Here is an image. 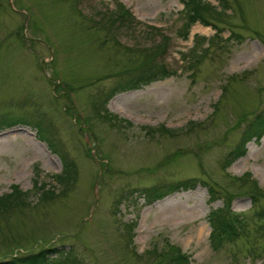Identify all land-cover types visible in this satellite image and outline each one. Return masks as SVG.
Masks as SVG:
<instances>
[{
  "label": "rangeland",
  "instance_id": "rangeland-1",
  "mask_svg": "<svg viewBox=\"0 0 264 264\" xmlns=\"http://www.w3.org/2000/svg\"><path fill=\"white\" fill-rule=\"evenodd\" d=\"M205 1L213 23L183 37V0H0V116L26 122L0 130V196L17 186L25 201L0 211V260L57 247L84 264H164L172 245L190 264H264V135L224 165L264 108V0ZM118 3L130 27L105 21ZM162 34L173 74L104 103ZM162 124L185 128H142ZM186 178L216 199L202 183L142 194ZM227 197L245 228L214 250L208 214Z\"/></svg>",
  "mask_w": 264,
  "mask_h": 264
},
{
  "label": "trees",
  "instance_id": "trees-1",
  "mask_svg": "<svg viewBox=\"0 0 264 264\" xmlns=\"http://www.w3.org/2000/svg\"><path fill=\"white\" fill-rule=\"evenodd\" d=\"M213 6H210L205 0H183V9L185 12V21L183 22L180 30L183 37H186L189 33L191 26L197 22L205 25H210L213 21L208 20L205 13L209 10H213ZM227 8H224V10ZM215 10V9H214ZM132 17L130 10L126 9L124 5L116 4L115 10L105 12V21L110 24L109 28L116 27L126 28L130 27L129 20ZM215 18L217 15L214 16ZM219 34L220 30L216 24H213ZM170 47V42L167 36L163 34L158 39L156 44H153L151 52L143 59L137 62L133 69H129L123 73L127 74L121 76L110 88L109 92L104 98L106 103L115 93L134 90L141 88L144 85L150 84L157 80L165 79L173 74V71L162 60L164 54ZM146 50L145 52H148ZM106 109V108H105ZM24 120H20L18 117H14L10 114L0 116V129L10 127L16 123H22ZM128 122V121H127ZM129 123V122H128ZM193 123V122H190ZM189 123V124H190ZM146 127L147 131L153 136L156 134L154 131H159L161 134L173 135L177 130L182 128H170L165 125H159L158 127ZM264 135V108L260 109L254 118L248 122L241 134L240 141L233 147L226 156L224 162L225 166H229L239 156L244 155L246 152V144L251 140L259 141ZM56 182H58L63 188L67 190L74 180L75 171L73 169V163L69 160L63 161V169L60 173L54 174ZM198 183L206 186L208 189L209 197L211 200L216 199V189L203 179L186 178L177 180L174 182H167L164 184L153 185L143 189V195L147 198L148 203H152L157 199L176 191V190H188L196 187ZM21 191L17 186L12 187V191L8 194L0 196V211L6 210L11 206H19L25 201L22 199ZM259 194L255 190V194L250 193L252 203L255 204L258 200L256 195ZM231 198L227 197L226 202L221 207L213 209L208 214V222L211 226L210 231V244L214 250L220 248V246L227 241H234L242 233L245 228V223L242 217L231 211ZM264 210L259 212V216L264 215ZM55 248H44L35 252H30L24 255L13 256L10 259H1L0 264H84V262L74 253L73 250L59 251ZM60 252V253H59ZM165 258L164 264H190V260L187 254L182 253L176 246H169V251L163 253Z\"/></svg>",
  "mask_w": 264,
  "mask_h": 264
}]
</instances>
